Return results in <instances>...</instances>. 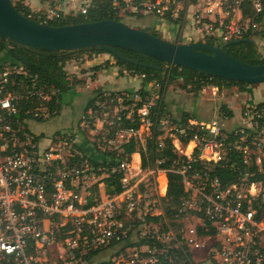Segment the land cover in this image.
<instances>
[{"label":"built area","instance_id":"2783aa9c","mask_svg":"<svg viewBox=\"0 0 264 264\" xmlns=\"http://www.w3.org/2000/svg\"><path fill=\"white\" fill-rule=\"evenodd\" d=\"M92 1L54 0L41 13V22L50 24L75 12L87 15ZM246 3L264 13V0H192L185 8L181 0H113V9L118 16L133 12L192 17L195 30L228 43L264 31V24L237 18L244 17ZM65 6L71 10L66 12ZM3 55L0 45V264H264V212L259 215L249 189L264 180L223 186L217 176L192 167L219 161L231 150L248 166L254 157L262 170L264 104H247L239 124L231 128L226 117L217 116L190 117L188 124L166 129L170 118L160 115L158 149L171 136L180 157H159L144 168L140 152L135 166L123 155L124 144L135 140L145 148L157 116L154 100L147 98L140 105V94L121 91L110 99L119 106L114 115L106 110V101L96 99L76 130L36 133L32 122L58 113L51 106L61 103L59 98L53 101L60 89L37 76L27 81L26 65L12 64ZM152 83L161 86L157 80ZM99 112L105 145L91 142L95 152L103 154L100 160L112 165L98 169L105 177L120 175L121 191L100 194L89 205L90 186L82 185V179L93 176L96 167L89 155L76 150V135L91 128ZM124 118L139 120L140 126H123ZM187 129L196 131L184 144L175 132ZM169 171L181 175L185 190L171 214L165 208ZM161 173L166 177L164 191L156 184L151 193L150 180L157 181Z\"/></svg>","mask_w":264,"mask_h":264},{"label":"trees","instance_id":"16d2710c","mask_svg":"<svg viewBox=\"0 0 264 264\" xmlns=\"http://www.w3.org/2000/svg\"><path fill=\"white\" fill-rule=\"evenodd\" d=\"M14 4L19 12L24 14L25 16L43 21L44 17H40L41 13H35L32 8L26 5L23 0H16ZM124 3V2H123ZM125 5V4H124ZM137 13H133L135 15ZM243 14L245 19H248L252 23H257L259 26L264 24V13H257L254 11V8L251 4L246 3L243 6ZM174 23H179L180 29L185 28L187 24L186 17H164ZM102 19H114L122 21V16L116 15V11L113 9V0H93L92 5L88 11V14H67L60 19H55L50 21L49 23L52 25H66V24H74V23H81V22H88V21H97ZM152 29V30H151ZM147 29L146 31L161 36L160 32L155 30V28ZM264 37V31H255L249 32L245 34L242 38H249L252 39L253 42H241L238 44L229 45L228 43H220V41L215 37H207L205 38L207 42L213 45H217L222 47L227 53L245 61L248 63L253 64H261L264 63V54L260 51L256 38ZM179 39L181 38L179 34ZM241 39V38H240ZM177 43L179 40L176 41ZM1 50L4 53L6 59H9L12 64H20L21 61L14 59L9 54V44L6 41H2L0 39ZM121 53L127 55L132 59L138 60V64H133L131 62H126L118 57H115L111 54L115 60V64L121 67H125L133 74L139 73L140 75L145 74L143 77V87L140 89L139 93L142 97V101L139 103L140 105L147 101L148 95L150 96L149 91L146 90V86L153 82L158 81L161 84L162 90L160 94L157 96L156 105H152V111L155 112L157 116L153 117L154 125L151 135L147 138V142L145 148L142 147L138 142L135 140H130L129 142L124 144V156L130 158V156L140 151L142 156V166L144 168L152 167L159 157H169L170 159H178L180 154L178 153L176 147L172 143V137L167 136L164 140L166 145L163 149H158V138L163 134V131L158 129V124L161 122L159 117L160 115L167 114L168 108L165 104L164 100V92L168 85L182 79L181 86L184 88H189L195 91H201L205 86L212 85L221 89L223 87H232L238 86L242 91H245L248 87V84L244 82L232 81L218 76H212L208 74H202L198 71L178 66L171 63H166L162 60L156 59L152 56L138 53L135 51L117 48ZM15 51L22 55L26 60V67L28 70V77L26 80L30 81V79L34 76H37L41 81L49 84L54 85L60 89V92L53 97V101L56 98H59L61 103L57 106L52 105V109L58 110L60 112L61 107L66 102L68 98H73L76 95V92L73 90L74 82L71 81V77L66 70V64L71 60H78L81 56V52H88L91 51L95 55L99 53H104L106 51L92 47V48H81L74 51H44L39 50L36 51L32 48L20 47L17 46ZM111 62L110 59L104 62V67L101 65L94 66L93 69L99 70L101 68H108L110 67ZM103 92H98L97 95L102 94ZM120 92H118L119 94ZM134 94V93H133ZM116 96V92H112L108 96V100ZM69 100V99H68ZM96 98H91L85 107L84 111V118L86 117L87 108L95 102ZM130 101L126 100V103ZM260 104H264L261 102ZM221 112L232 116L233 111L230 110L226 105L221 107ZM195 116L191 115L190 113H184L182 118L177 121L180 124H188V120L190 117ZM119 123V121H117ZM122 125L127 127H139L140 121L135 120L131 122L128 119L122 120ZM195 129H187L184 133L176 131L175 133L178 134L181 141L184 144H187L195 135ZM198 151V150H197ZM196 151V152H197ZM94 166H111L112 162H107L104 158L103 161L100 160V157H95L93 160ZM165 167H169L170 163L164 165ZM192 167H198L207 171L212 177L217 176L220 181L222 182L223 186H228L234 183H241L243 180L247 182L248 185H251L257 181L264 180V165L263 169L260 170L259 166L256 165V162L253 161L250 166L246 165L243 161L242 156L236 152L228 150L224 157L219 161H207L203 163H194ZM120 175L117 173H112L111 175L102 179L105 184L106 192L108 194H114L121 191V183L119 180ZM247 177V178H245ZM168 191H167V200L169 201L165 203L166 212L171 214L172 207H177L179 205L181 197L185 194L184 186L181 181V175L176 172L169 171L168 172ZM100 183L93 185L90 188L91 194L89 196V205L96 203V201L100 197ZM166 184L165 179L163 178V185ZM255 206L259 210V215L264 212V200L262 197H259L255 202Z\"/></svg>","mask_w":264,"mask_h":264},{"label":"water","instance_id":"95a60500","mask_svg":"<svg viewBox=\"0 0 264 264\" xmlns=\"http://www.w3.org/2000/svg\"><path fill=\"white\" fill-rule=\"evenodd\" d=\"M0 39L9 44L10 56L24 64V57L15 51L17 46L36 51H74L96 47L126 62L138 64V60L121 53L117 49L119 47L191 68L202 74L248 85L264 83V63L245 62L207 41L172 42L114 19L66 25L46 24L19 12L13 0H0ZM244 41L253 42L252 39L241 38L228 44Z\"/></svg>","mask_w":264,"mask_h":264},{"label":"rangeland","instance_id":"374dc122","mask_svg":"<svg viewBox=\"0 0 264 264\" xmlns=\"http://www.w3.org/2000/svg\"><path fill=\"white\" fill-rule=\"evenodd\" d=\"M16 1V0H14ZM192 2V0H181V7L185 8L187 7L190 3ZM183 12V11H182ZM145 17H160L157 15H153V14H143V13H137L135 15H133V12H127L126 14H124L122 16V21L132 27L135 28H139L137 23L139 20L144 19ZM187 21V24L185 25V30L187 32L186 36H189V32H192V37L194 39H198L202 36L201 31H198L197 33L195 32V29H192V27L189 24V20L187 18H185ZM211 20H214L215 17H210ZM177 24H181V22L177 23ZM147 29H151L150 27ZM152 30V29H151ZM160 34H162L160 32ZM203 37V36H202ZM208 36L204 37L207 38ZM169 38V37H168ZM169 41H172L171 38H169ZM167 40V39H166ZM177 40H179L178 43H183V40L186 39H182V38H176L175 41L172 42H176ZM220 43H223L221 41V39L219 40ZM256 41L258 43V46L260 48V51L264 54V37L261 38H256ZM187 42V41H186ZM185 43V42H184ZM81 56L79 57L78 60H71L70 62H68L66 64V67L69 66V64H79V66H81V58L84 59V61L86 60V58H89L90 56H93V52L88 51L86 53L81 52ZM104 56V57H108L111 59H114L113 56L107 52L104 53H99L96 54V56ZM104 59V58H103ZM105 60H103L104 62ZM115 62V60H114ZM90 69L92 67H89ZM84 69V68H83ZM83 69L79 70L82 71ZM69 75L72 77L73 82H74V86H77L78 89H82L83 87L86 86V79H82V80H76L77 78L74 76L76 75L75 73H73L71 69H67ZM143 78V77H142ZM140 82L139 78H136L133 80H128L127 77H120L119 81H115V84L113 83V80H109L107 82V84L104 86V89L107 90H120L122 88L125 87H129V86H138ZM153 84V83H152ZM173 86L175 89L179 88L182 90H186V92H190L187 89H184L180 86V84H178V82L176 83H172L170 85H168L165 89L164 92V99L168 98V92L170 89V87ZM180 86V87H179ZM210 86V87H209ZM91 87V86H90ZM94 87L88 88L89 90L86 91H82V90H78L75 91L76 95L73 98H68L66 100V102L63 104V106L60 109V112L58 115H56L55 117L51 118V119H46L45 121H39V122H32L30 124L32 130L36 133H46L48 135L52 134L53 132L57 131H65V130H76L79 127V124L82 120H84V111H85V107L86 104L88 102V100L91 97H95L96 99H100L102 101V103H104V101H106V110L110 113V115H114L115 112L117 111V108L119 107L117 104L118 103H114V102H110V100H108V96L110 95V93L108 92H104L100 95L96 94V91H94L93 89ZM90 90H93L90 91ZM149 93L150 96L148 95V98L154 100V102L156 103L157 97H156V93H158V95L160 94L162 87H156L154 84L153 86H151V88H149ZM204 90V89H203ZM202 90V91H203ZM206 91V96L208 98L210 97H222V100H219L221 98H218V103L220 102L223 105H226L227 107L229 105H231L234 109H235V113L236 116H239L243 109L245 108L246 104L248 102L252 103V102H256V103H260V102H264V83L262 84H257V85H249L248 88L245 91H242L238 86H232V87H223L221 89H218V87H213L211 85H208L205 87ZM244 92V93H241ZM196 93V92H195ZM141 99V98H139ZM198 99V98H197ZM197 99L194 100V103L191 105L192 110L197 109L196 105H197ZM199 100V99H198ZM188 102H191V98L189 97ZM221 105V106H223ZM169 108V107H168ZM221 110L219 109V114H221L222 112H220ZM166 117L170 118V122L169 124L165 125L166 129L168 127L173 126L174 124H178L177 121H179L182 118V115H178V114H174L171 110L168 109ZM97 119H95L93 121V124L91 125V128H85L84 129V133L82 135H80V137L84 138L86 137L87 139H90L95 146H97L98 144H101L102 146L105 145V140H104V135H103V131L102 130L104 128H101V121L103 119V115L102 113H98L97 114ZM220 116H225V114H221ZM208 120V119H206ZM236 123V124H235ZM233 127L237 126L239 124V122H235ZM93 131V132H91ZM191 150V147L188 149V151ZM139 161L138 158V154L134 155V166L137 165V162ZM95 168V167H94ZM94 175L91 177H88L86 179H82L84 181V183H82V185L88 184V186L93 187V185L100 183L99 187H103L104 185L101 186L100 181H102V179L105 177L104 172L100 171L98 168H95L94 170ZM134 171H136V168H134ZM99 172H101V174H98ZM157 181H155L153 178H151L150 183H149V190L151 193H155V186L156 184L159 185V191L161 190L162 193L164 191V187L165 184L163 185V178L166 181V177L163 173L158 174L157 175ZM251 190V192L254 194V197L256 199H258L259 197H262V199L264 200V182L262 183H256V185H253L252 187L249 188ZM161 193V192H160Z\"/></svg>","mask_w":264,"mask_h":264},{"label":"crops","instance_id":"0c3cea01","mask_svg":"<svg viewBox=\"0 0 264 264\" xmlns=\"http://www.w3.org/2000/svg\"><path fill=\"white\" fill-rule=\"evenodd\" d=\"M23 2L26 5L30 6L35 13H45L54 4V0H23ZM63 8L66 12L71 10V8L69 6H65ZM75 14H78V13L75 12ZM237 18H242V20L244 22H248V19H245L243 17H237ZM135 24L139 25L138 27L141 29H145V28H149V27L155 28V30L161 32L162 33L161 36L167 40H170L169 38H171L172 41H175V39L178 38L179 34H180L182 39H186V40H183L185 43H192V42H197V41H207L204 38L205 36L203 34H202L203 37L201 36L198 39H194L192 37V32H189V34H188L189 36H186L187 32L184 28L180 29V26L177 23H174V22H172V21H170L164 17H145L144 19L139 20ZM189 24L192 27V29H194V27L192 25V17H189ZM195 32L197 33L198 31L196 30ZM3 59H6L4 55H3ZM109 59L110 58L104 57L102 55L96 56L95 54H93V56L86 58L85 61L83 58H81V60H80L81 66H79V64L77 65V64H71L70 63L69 66L65 67L67 69L73 70L72 72L76 74V75H74L77 78L76 80L79 81V80H82L84 78L87 81L86 86L83 87L82 89H78L77 86L72 85L73 90L74 91H78V90L88 91L89 90L88 88L94 87L93 89H94V91H96V94H98V92H103V93L108 92L110 94L112 92H116V95H117L118 92L121 93V91H128V92H131L134 94H140L139 91L144 85L143 78L140 76L139 73H137V74L130 73L129 70L126 69L125 67H121L119 65H116L114 62V59L110 60L111 65L108 68H101L99 70L93 69V67L97 66V65L103 66L104 62L106 60H109ZM6 60H9V59H6ZM103 60H105V61L103 62ZM9 62H11V61H9ZM89 67H92V68L90 69ZM81 69H83V70L79 71ZM120 77H127L128 80H130V79L133 80V78L134 79L139 78L140 82H139V85L136 87L135 86H129V87L122 88L120 90L104 89V86L107 84V82L109 80H113V83L115 84V81L116 80L119 81ZM71 81L73 82L72 77H71ZM181 81H182V79H179L176 82H178V84H180V86H181ZM176 82H174V83H176ZM254 85H257V84H254ZM151 86H153L152 82L146 86V90L150 91L149 88H151ZM181 87L184 88L183 86H181ZM188 87L189 88H184V89H187L190 92H186V90H182L179 88L175 89L173 86L170 87V89H172V90H169L168 98H166L164 100H165V104H166L167 108L169 107L168 109L171 110L174 114H178V115L183 116L184 113H190L191 115H195L192 117H196L198 119H205V120L220 116L221 114H224V113L219 114V109L221 110V107H222L221 105H223L226 102L221 104L220 102L218 103V100H217L218 98H221L219 100H222L223 96L222 97L221 96L220 97L219 96L218 97L213 96V97L208 98L205 94L207 91V90H205L206 86L203 88L204 90L202 89L203 91L202 90L201 91L191 90L190 86H188ZM213 87H215V86H213ZM90 91L93 92V90H90ZM241 93H244V92H241ZM189 97L191 98V102H188ZM91 98H93V97H91ZM196 99H197V105H196L197 109L192 110L191 105L194 103V100H196ZM252 103H256V102H252ZM247 104H251V103L248 102ZM228 108L233 111V115L228 116L225 114L224 117L227 118L228 126L231 128V127H233L235 122H240V118H241L242 113L239 116H236L235 109L231 105H229ZM58 114H59V112L56 115H58ZM56 115H51L48 119H51V118L55 117ZM65 131H69V130H65ZM70 131H72V130H70ZM55 132H59V131L56 130ZM55 132H53V133H55ZM104 132L105 131H103V133ZM83 133H84V131L81 133H78L76 135V140H77V144L75 145L76 150L83 152L87 156L89 155L91 158V161L95 157L103 156V154L99 153V155H98L95 152V147L92 145V142L90 139H87L86 137H84V138L80 137V135H82ZM41 134L48 135L44 132H42ZM138 152H140V151H138ZM136 154H138V153L137 152L133 153L130 156V158L127 156L126 157L128 159L132 160V162L134 164V155H136ZM139 157L140 156L138 155V158ZM92 165L94 166L93 161H92ZM101 183H103V182H101ZM102 185H104V186L100 187V194H104L106 192L105 184L103 183V184H101V186Z\"/></svg>","mask_w":264,"mask_h":264}]
</instances>
